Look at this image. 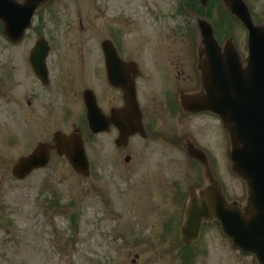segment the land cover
<instances>
[{
  "label": "rangeland",
  "instance_id": "rangeland-1",
  "mask_svg": "<svg viewBox=\"0 0 264 264\" xmlns=\"http://www.w3.org/2000/svg\"><path fill=\"white\" fill-rule=\"evenodd\" d=\"M248 2L255 22L264 20V0ZM188 5L191 0L42 5L32 28L51 41L50 85L25 68L37 41L34 31L16 46H7L0 31V71L15 63L22 74L17 89L1 84L0 90V264H256L234 249L217 223L207 226L198 245L184 250L179 243L183 204L190 189L206 181L204 166L188 154V138L206 148L231 199L244 203L248 196L247 185L230 169L221 121L178 107V94L199 86L192 48L193 35L198 46V21ZM210 9L206 14L223 37L231 34L247 58L248 31L229 24L220 0H211ZM115 37L127 57L144 64L145 73L138 90L150 137H132L127 147L116 146L115 131L91 132L84 103L86 89L97 93L106 111L118 103L117 90L104 79L101 47ZM76 130L86 140L87 176L55 148L47 167L26 179L15 176L21 157L42 142L53 144L56 131ZM172 217L177 228L170 231Z\"/></svg>",
  "mask_w": 264,
  "mask_h": 264
},
{
  "label": "water",
  "instance_id": "water-1",
  "mask_svg": "<svg viewBox=\"0 0 264 264\" xmlns=\"http://www.w3.org/2000/svg\"><path fill=\"white\" fill-rule=\"evenodd\" d=\"M48 0H0V24L4 34L14 42L20 41L32 24L38 8ZM208 0H202L207 3ZM224 9L237 17L249 31L247 61L242 60L234 41L220 45L212 25L199 19L203 46L199 50L202 65V89L181 96V106L190 112L210 111L223 120L230 141L229 158L232 170L247 184V199L240 202L230 200L222 183L214 175L207 154L191 143L190 153L204 166L206 182L202 188H192L186 205L184 223L181 225L180 241L184 247L200 240L205 223L219 221L221 230L232 240L233 245L245 253L254 254L258 264H264V22L256 24L245 0H223ZM103 47L108 61L110 80L121 85L127 92L129 108L124 120L116 118L122 126L121 139H128L131 126L138 124L141 112L134 83L115 80L118 71L114 67L119 59L116 47L104 41ZM47 42L40 41L31 55L36 72L44 82L48 81L46 58L49 54ZM86 103L90 125L94 132L107 129L96 96L86 91ZM130 131V132H127ZM60 154H66L75 170L87 175L89 158L80 134H55ZM50 149L40 145L31 156L21 159L14 172L19 179L49 163Z\"/></svg>",
  "mask_w": 264,
  "mask_h": 264
},
{
  "label": "flooded vegetation",
  "instance_id": "flooded-vegetation-1",
  "mask_svg": "<svg viewBox=\"0 0 264 264\" xmlns=\"http://www.w3.org/2000/svg\"><path fill=\"white\" fill-rule=\"evenodd\" d=\"M18 1H23V0H18ZM188 7V6H187ZM200 6H199V4H197V1L196 0H191V6H189L188 8L189 9H194V11H198L199 13H200V11H201V8H199ZM32 31H34V33H35V35H36V38H37V41L35 42V45L37 44V42H38V40H39V38H42V37H44L42 34H41V32L40 31H38V28H33V30ZM217 32L218 31H216V34H217ZM193 33V32H192ZM191 33V34H192ZM228 35V34H227ZM189 36V35H188ZM192 36V35H191ZM229 36V35H228ZM227 36V37H228ZM218 37V39L220 40V41H223L224 39H220V37L219 36H217ZM5 38V37H4ZM44 38H46V37H44ZM193 38H194V42L192 41V48L194 47V52H195V50H196V43H195V41H196V35H193ZM48 39V38H47ZM48 41L50 42V44H51V41H50V39H48ZM113 42H114V44H115V42H116V45L118 44V40H115L114 38H113V40H112ZM18 44H20V42L19 43H13V42H7V46H16V45H18ZM118 46V45H117ZM120 48V49H119ZM118 52H119V56L121 57V59H122V61L125 63V64H121V68H122V72H123V75H122V77L124 78V79H126V81L128 82V81H134V83H135V85H136V89L138 90V84H139V78H141L142 77V75L144 76V72H143V63L141 62V61H136L135 59H134V57H127L124 53V51L121 49V47H119L118 46ZM31 52H32V50H31ZM31 52H30V54H31ZM104 52V51H103ZM30 54H29V57H27V65L25 66V68H26V70H27V72L29 73V74H33V76H35L38 80L40 79V77L38 76V73L37 72H35L34 71V67H33V64H32V61H30ZM103 55H104V58H105V52L103 53ZM192 60H194V58L192 59ZM156 61H158V60H156ZM155 61V67H157V62ZM186 61H188V60H186ZM135 62V63H134ZM191 63L193 62V61H190ZM148 64H150V63H148ZM103 69H105V75H104V79L106 80V84H107V88H111V87H114V86H112V84L110 83V80H108V78H109V75H108V72H109V69H108V65H107V63H106V58L104 59V66H103ZM48 70L50 71V63L48 62ZM196 71H197V74H196V76H197V80L199 81V71H198V69H197V67H196ZM185 71H184V69H182V71H181V73L183 74ZM29 74H28V76H29ZM2 76V77H1ZM27 76V77H28ZM22 77V74L20 73V69L18 68V64H15V63H12L10 66H6V68H3L2 69V71H0V90H1V84L2 85H5L6 87L8 86V87H10L11 89H17L19 86H21L22 84L20 83V78ZM26 77V76H25ZM30 77V76H29ZM185 79H187V78H185ZM184 79V80H185ZM194 80V79H193ZM40 82H41V80H40ZM199 83V82H198ZM27 87H29V85H30V78H28V80H27V82H25L24 83ZM51 84V71H50V82H49V84H47V85H50ZM45 85V84H44ZM195 87H196V85H195ZM194 87V88H195ZM104 88H106V85H104ZM116 90H117V105H114V106H110L109 107V109H107V111H106V109H103V111H104V113L106 114V115H108L109 116V118L111 117V112H112V110L114 109L115 110V113H119V114H122L121 113V109L123 108V107H125L126 106V104H127V101H126V93H125V90H123L122 88H120V87H114ZM196 89V88H195ZM185 91V90H184ZM191 91V90H190ZM138 94H139V90H138ZM98 96V95H97ZM98 98V102H99V104L101 105V107H102V105H103V103L102 102H100L99 100H100V98L99 97H97ZM28 104H32V100H29L28 101ZM192 115V114H191ZM190 115V116H191ZM125 119H126V117H125ZM124 119V120H125ZM140 120H141V118H140ZM143 124H144V130H143V132H141V133H137V134H135V136H132V137H136V136H142L143 138H149L150 136H149V133H148V128L146 127V124H145V113H144V118H143V122H142ZM109 124H110V129L109 130H112V131H115L116 133H117V135H119V133H120V129H119V127H118V125L114 122V118H111V120L109 119ZM141 128V123H139L138 124V129H140ZM133 129L134 128H132V129H130L131 131H133ZM119 137V136H118ZM132 137H130V140H131V138ZM85 142H86V140H85ZM128 143L130 144V141H128ZM127 143V144H128ZM128 144V145H129Z\"/></svg>",
  "mask_w": 264,
  "mask_h": 264
}]
</instances>
